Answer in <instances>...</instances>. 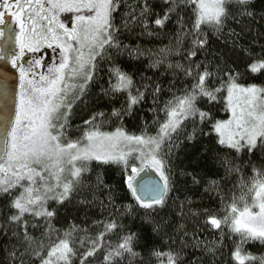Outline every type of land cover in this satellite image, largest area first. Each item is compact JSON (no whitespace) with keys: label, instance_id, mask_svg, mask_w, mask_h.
Returning <instances> with one entry per match:
<instances>
[{"label":"snow or ice","instance_id":"obj_1","mask_svg":"<svg viewBox=\"0 0 264 264\" xmlns=\"http://www.w3.org/2000/svg\"><path fill=\"white\" fill-rule=\"evenodd\" d=\"M0 61V264H264V0H0Z\"/></svg>","mask_w":264,"mask_h":264},{"label":"trees","instance_id":"obj_2","mask_svg":"<svg viewBox=\"0 0 264 264\" xmlns=\"http://www.w3.org/2000/svg\"><path fill=\"white\" fill-rule=\"evenodd\" d=\"M135 31H139V29H135ZM131 43H136V40L135 38L131 39L130 40ZM151 42H155V43H167V40H162L161 38H149V37H144L142 39V43L144 44H149ZM147 61H145L146 63ZM105 107L107 105H104ZM147 107H149V105L145 104L143 106L144 109H146ZM143 115L145 117H147L148 119H151V115L147 112V111H143ZM126 121L128 123V126L129 128H133L135 127L136 130H139V128L137 127L138 123H139V117L136 116V117H133V118H127L126 117ZM72 123H78V121L74 118ZM118 175V170H113V169H108L106 171V177L111 180L113 177L117 176ZM206 206V205H205ZM246 248H248L250 251L254 252V253H264V246H262L258 241H250L246 246ZM198 253L197 252H193L192 255H197ZM98 260L100 259L99 257L97 258ZM205 264H207V261H205Z\"/></svg>","mask_w":264,"mask_h":264},{"label":"rangeland","instance_id":"obj_3","mask_svg":"<svg viewBox=\"0 0 264 264\" xmlns=\"http://www.w3.org/2000/svg\"><path fill=\"white\" fill-rule=\"evenodd\" d=\"M63 15H64L65 19H70L73 14L72 13H64ZM56 47L57 46L54 45L51 48L46 47V48L40 50V52L44 55L45 61H50L59 55V52L55 50Z\"/></svg>","mask_w":264,"mask_h":264},{"label":"flooded vegetation","instance_id":"obj_4","mask_svg":"<svg viewBox=\"0 0 264 264\" xmlns=\"http://www.w3.org/2000/svg\"><path fill=\"white\" fill-rule=\"evenodd\" d=\"M25 62H27L28 60L31 59V54L29 52H25V56H24Z\"/></svg>","mask_w":264,"mask_h":264},{"label":"water","instance_id":"obj_5","mask_svg":"<svg viewBox=\"0 0 264 264\" xmlns=\"http://www.w3.org/2000/svg\"><path fill=\"white\" fill-rule=\"evenodd\" d=\"M0 63H2V61H0Z\"/></svg>","mask_w":264,"mask_h":264}]
</instances>
